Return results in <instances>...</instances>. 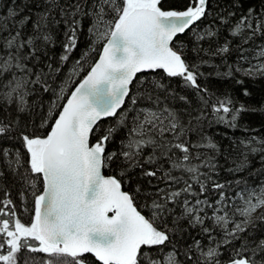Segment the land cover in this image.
I'll return each mask as SVG.
<instances>
[{"label": "snow or ice", "instance_id": "snow-or-ice-1", "mask_svg": "<svg viewBox=\"0 0 264 264\" xmlns=\"http://www.w3.org/2000/svg\"><path fill=\"white\" fill-rule=\"evenodd\" d=\"M254 114L264 0H0V264H264Z\"/></svg>", "mask_w": 264, "mask_h": 264}, {"label": "trees", "instance_id": "trees-1", "mask_svg": "<svg viewBox=\"0 0 264 264\" xmlns=\"http://www.w3.org/2000/svg\"><path fill=\"white\" fill-rule=\"evenodd\" d=\"M251 90L253 91V101L252 102L255 103V101L260 100V98H261V94L259 91V85H253ZM262 118H264V117H261L260 114H254V115H251L249 117V119L253 120V121H258Z\"/></svg>", "mask_w": 264, "mask_h": 264}]
</instances>
